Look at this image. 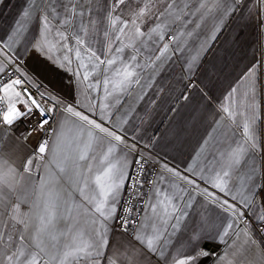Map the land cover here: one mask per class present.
Wrapping results in <instances>:
<instances>
[{
    "label": "crops",
    "instance_id": "1",
    "mask_svg": "<svg viewBox=\"0 0 264 264\" xmlns=\"http://www.w3.org/2000/svg\"><path fill=\"white\" fill-rule=\"evenodd\" d=\"M115 3L116 0H0V69L3 71L10 60L20 62L19 75L37 91L42 103L53 109L56 129L49 147L55 146L57 133L63 132L64 144L57 160L63 161L65 155L69 157L64 163L65 173L60 174L50 164L52 153H46L39 160L22 116L10 126H0V158L25 177L15 192H6L7 208L0 206V232L4 233L0 264H8L3 254L10 255L16 250L21 234L25 236V244H32V233L40 224L39 217L44 215L42 202L36 207L37 193L26 187V182L38 187L41 177L52 183L59 177L56 187L63 199H71L68 195L71 192L77 204L90 209L91 205L82 200L78 189L87 179L89 188L85 194H91V178L102 167L100 158L110 145H115L110 159L123 169L126 179L115 204L116 212L105 222L108 244L100 264H108L109 258L116 264H128L125 257L131 255L132 249L143 253L135 264H166V261L172 264V256L191 251L194 235L215 236L229 221L233 228L226 239L232 264H264L259 259L260 250L264 249V231L260 234L256 229L260 222L256 217L264 214V193L252 195L253 183L264 179L260 175L264 174V0H132L131 4L126 0L111 11ZM145 4L148 12L137 21L144 33L142 36H134L131 23L124 34L110 27V15L129 19L132 11H138ZM72 5L76 6L77 13L84 12L83 17H71L67 9ZM45 16L51 22V30L42 35ZM65 18L71 23L63 25ZM81 24L87 35L81 32ZM57 28L67 37L62 43L56 37ZM105 32L109 33L111 42ZM76 34L85 40L79 60L75 56L77 45L73 37ZM67 47L73 51L68 52ZM87 47L101 60L115 58L116 63L109 66L95 58L89 60ZM117 48L123 51L117 52ZM65 55L70 62L63 59ZM81 60L88 65L87 69L80 67ZM125 66L133 75L122 88H114L123 79ZM116 68L121 69L119 75ZM86 71L87 81L83 80ZM191 79L195 83L188 89ZM4 101L6 110L8 101ZM67 105L114 131L124 143L111 140L70 116L64 111ZM17 107L25 110L22 103H17ZM245 124L255 137L258 150H251L250 141L245 144ZM89 131L103 138V143L93 142L88 159L80 161L79 154L89 142ZM136 145L146 148L150 158L161 162L138 230L147 217L153 216L149 205L162 198L155 196L157 189L175 196L173 204L178 211L173 213L169 207L172 215L167 217V225L162 226L167 231L158 246V252H164L163 258L147 252L134 237L113 226ZM238 145L248 148L249 152L239 165L229 168V154ZM32 157H35L32 172L24 173V164ZM252 169H256L255 174ZM225 171L229 172L223 177L227 181V195L212 186L219 182L217 174L223 176ZM249 176L254 180H249ZM205 190L211 195H203ZM245 196L247 201L241 203ZM63 199L57 209L58 216L66 215ZM223 200L242 211L243 218L234 219L225 213L218 206ZM17 203L21 218L29 224L27 230L9 219L11 207ZM157 211H161L159 206ZM73 216L80 221L76 227L88 230L94 227L85 223L91 219V213L85 215L83 208L79 214L74 211ZM67 227L68 224L57 221L48 232L58 233ZM9 234L14 243L6 247ZM63 243L61 236L60 245ZM206 243L212 244L207 248L210 255L201 257L197 264H219L217 257L224 254L225 246L201 240L200 248H205ZM52 244L46 234L42 254L45 259L55 251ZM81 264L87 262L81 261Z\"/></svg>",
    "mask_w": 264,
    "mask_h": 264
},
{
    "label": "snow or ice",
    "instance_id": "2",
    "mask_svg": "<svg viewBox=\"0 0 264 264\" xmlns=\"http://www.w3.org/2000/svg\"><path fill=\"white\" fill-rule=\"evenodd\" d=\"M129 4H131L132 0H127ZM126 0H116V3L113 4L111 11H115L117 5L125 4ZM55 11V9H53ZM72 18H75L76 15H80L83 17L84 12L80 11L77 13L76 6L72 5L70 9H67ZM148 12V4H145L143 8H140L138 11H132L129 19H123L122 16H116L115 18L109 16L110 27L113 28L114 31H117L121 34L125 33L128 24L131 23L134 26V36H142L144 33L141 31L140 27L137 26V21L145 16ZM28 13H25L27 16ZM43 24V32L50 31L51 22L48 20V17L45 16ZM71 21L67 18L63 20V25L70 24ZM120 25L118 28L115 27ZM155 31V29H153ZM81 32L84 35H87V30L81 24ZM105 36L109 38V42H111V38L108 32H105ZM56 37L59 38V42H63L67 39L65 33L60 31L59 28L56 29ZM74 40L77 45L75 49V56L79 60L81 58L80 48L85 45V40L79 34L74 35ZM119 36L116 37L119 40ZM45 43H48L47 36L44 37ZM166 47V46H165ZM51 51V48H49ZM68 52H72L73 49L71 47H67ZM85 51L89 54L88 59L91 60L95 58L100 64L107 63L109 66H112L116 63L115 58L108 59L107 61L101 60L95 51H93L90 47H87ZM111 51V49H109ZM117 52L123 51L122 48H117ZM65 61L70 62V58L68 55H65L63 58ZM134 60L135 57H132ZM63 66V65H61ZM80 67L87 69L88 65L81 60ZM2 71V69H0ZM115 72L119 75L121 73V69L116 68ZM78 75V73H77ZM133 75L131 71L128 70L127 66L123 68V79L118 83L114 84L113 87H123L124 84L128 81V79ZM89 79V73L86 71L83 80L87 81ZM22 81L20 79L12 80L6 84L0 86V92L3 95H0V101L7 99L8 104L6 110L0 107V124L12 125L17 119L21 116H27L32 114L33 109L38 110L40 117L42 118L38 123V128L40 130L44 129V126L49 123L47 118L48 113L53 111V109L45 110L44 107L41 106V103L38 102L31 94H26L21 90H18L17 86L21 85ZM109 81L105 80V85H107ZM235 91V89H233ZM44 94H41L43 97ZM17 103H22L25 107V111H21L17 107ZM226 112L227 108L224 109ZM64 111L67 112L70 116L78 118L80 121L85 122L87 125L91 126L92 129L98 130L100 133H104L105 137L111 138L118 143H124L121 136L117 135L114 131L109 130L106 127H103L102 124L96 122L95 120L89 119L87 115L82 114L80 111L75 110L71 105H67L64 108ZM82 131V130H81ZM244 135L246 137L245 144L249 141L251 142L250 148L251 150H258V145L255 141V137L251 134L248 124L244 125ZM89 142L84 146V149L81 150L78 159L80 161H84L88 159V152L92 149L93 142L99 141L101 144L103 143V138L94 136L92 131L88 132ZM64 134L63 132L57 133V140L54 147H49V142L47 140H43L38 145V154L39 160H43L45 158V154L50 152L52 153V159L50 160L51 165H55L56 169L60 174L65 173L64 163L68 160V156H64L63 161L57 160V156L59 152L62 150V145L64 144ZM115 150V145H110L107 147L106 151L103 152L100 163L102 167L96 172L94 177L91 178V194L86 195L85 189L89 188V181L87 179L84 180L83 187L78 189L79 196L83 201H86L88 205H91V208L84 207L83 204H77L75 197L71 196V192H69V197L71 199H63L62 193L59 189H57L56 185L60 183L59 177H55V183L51 181L45 180L44 177H41V182L38 187H31L30 184L26 182V187H28L31 191L37 193V201L36 207H40L42 202L43 204V213L39 217L40 224L35 228L32 233L31 240L32 244L27 245L24 243L25 236L21 234L19 236V245L16 247V250L13 251L10 255H5L8 264H81V261L87 262V264H100L101 258L104 255V249L108 244L107 240V232L108 228L105 222L113 217L116 212L115 204L120 196L121 189L124 185L126 176L122 168H119L116 163L111 161V156L113 155ZM249 152L248 148H245L243 145H238L235 149L231 151L229 154V162L228 167L231 168L233 164L239 165L242 159L247 156ZM35 157L28 158L24 164L23 171L24 173L31 174L33 167V160ZM95 157H93L94 159ZM37 169L39 165H36ZM166 167V166H165ZM91 165L88 167V171L91 172ZM253 173H256V169H252ZM78 174V173H77ZM178 175V174H177ZM229 175L228 171L223 173L221 176L219 173L217 174V180L219 182H214L213 187L218 189L220 192L228 194L227 191V181L223 179ZM264 176V174H260ZM19 177V178H18ZM249 180H254L253 176L248 177ZM21 180H25V177L22 174H19L15 167L10 165L8 161L0 158V206H4L7 208V204L5 203V195L7 193H13L16 190L18 184H20ZM191 183V181H189ZM261 193H264V179H261L259 182L253 183V196H259ZM206 197L211 195L207 193L205 190L202 193ZM155 196L157 198V202L155 204H150V208L152 210L153 216L147 217L146 222L141 224L140 229L136 232L134 239L139 241L142 248H144L147 252L152 253L154 255H158L160 258L164 257V252L160 250L158 252V246L160 244L161 239L163 238L164 232L167 231L165 226L167 225V217L172 215L169 212V207L172 208V212L178 211L175 204H173V200L175 196L171 193H168L164 190L157 189L155 192ZM63 199V204L66 206L65 211L66 215L58 216L57 209L60 207V202ZM218 197H214V200H218ZM233 200H236V197H232ZM248 197L245 196L243 198L244 201H247ZM27 203V199L24 200ZM161 208V211H157V207ZM218 206L225 212L230 213V215L234 219L243 218L244 213L240 211L234 204L229 203L228 200H223L218 204ZM83 208L84 214L87 215L91 213V219L86 220V224L93 225L90 230L85 229L84 227H76L77 224L80 223L79 219L73 216V212L76 211L79 214L80 209ZM20 204L17 203L11 207L9 213V219L15 222V224L22 225L24 230H27L29 224L26 222L24 218H21L20 214ZM129 213L131 210H128ZM27 216V214H24ZM98 217V218H97ZM175 219L179 220V216H175ZM258 221L264 224V214H261L256 217ZM63 221L68 224L66 230H61L58 233H50L48 229L50 226L54 227L55 222ZM68 221H74V223H68ZM127 219L125 218L122 222V227L127 230ZM15 226V225H13ZM176 227V225H173ZM233 228V223L229 221L221 232H218L215 236L210 234L204 235H194L190 241L191 251L186 255H181L177 253V255L171 257L172 264H197L201 257H209L210 251L207 248H200L199 242L201 240H207L217 245H224L225 251L224 254L217 257V261L219 264H232V260L229 259V252L227 251L228 240L226 239L229 236V230ZM150 229V232H149ZM264 230V229H262ZM48 235L49 239L53 242L52 247L55 250L50 258L45 259L42 254L45 253L44 245V236ZM64 237V243L60 245V237ZM95 237V238H94ZM4 241V233L0 232V243ZM8 244L6 247H11L13 245V238L9 234L8 235ZM247 243V241H246ZM252 243H256L254 240ZM60 245V247H57ZM211 254H214L212 252ZM143 255L139 250L132 249L131 255H126V260L128 264H135V262L139 259V257ZM235 255V253H232ZM259 259L264 262V249L260 250ZM108 264H116L115 260L112 258L108 259ZM167 264V261H166Z\"/></svg>",
    "mask_w": 264,
    "mask_h": 264
},
{
    "label": "built area",
    "instance_id": "3",
    "mask_svg": "<svg viewBox=\"0 0 264 264\" xmlns=\"http://www.w3.org/2000/svg\"><path fill=\"white\" fill-rule=\"evenodd\" d=\"M21 64L17 60H10L7 62L6 67L0 73V86L12 80L20 79L21 85L18 86L19 90L26 94H31L41 106L47 111L48 108L42 103L38 97L37 91L29 86L25 78L19 75L18 67ZM195 83L194 79L189 80L187 88L190 89ZM0 95L2 93L0 92ZM0 107L5 109V101H0ZM26 110V109H25ZM24 110V111H25ZM49 123L44 126L43 130L38 128V123L42 119L38 110L33 109L32 114L22 116L21 121L25 124L29 137L35 143V149L38 150V145L41 141L47 140L50 144L56 129V120L53 112H49L47 116ZM3 124H0L2 126ZM33 134V136H32ZM148 150L140 145L134 148V155L131 168L127 177L125 191L121 199L118 213L114 220V229L133 238L140 226L143 210L146 207L149 194L153 188L155 178L161 162L158 159L150 158L146 152ZM131 210L129 213L128 210ZM246 216V215H245ZM247 217V216H246ZM127 219V230L122 227V222ZM256 229L260 234L263 233L264 224L261 222L256 224Z\"/></svg>",
    "mask_w": 264,
    "mask_h": 264
},
{
    "label": "water",
    "instance_id": "4",
    "mask_svg": "<svg viewBox=\"0 0 264 264\" xmlns=\"http://www.w3.org/2000/svg\"><path fill=\"white\" fill-rule=\"evenodd\" d=\"M211 246H212V244H210V243H206V244H205V247H206V248H210Z\"/></svg>",
    "mask_w": 264,
    "mask_h": 264
}]
</instances>
